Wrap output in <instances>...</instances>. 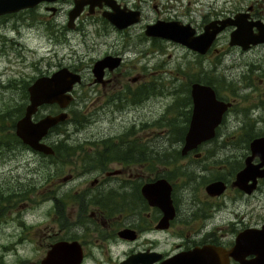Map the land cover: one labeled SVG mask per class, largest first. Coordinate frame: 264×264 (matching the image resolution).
I'll return each mask as SVG.
<instances>
[{
	"label": "flooded vegetation",
	"instance_id": "obj_1",
	"mask_svg": "<svg viewBox=\"0 0 264 264\" xmlns=\"http://www.w3.org/2000/svg\"><path fill=\"white\" fill-rule=\"evenodd\" d=\"M263 1L188 0L176 10L169 0H40L1 12L0 51L8 60L23 58L22 49H13V44L22 47L17 39L22 28L57 24L54 18L61 12L65 27L84 32L93 25L103 40L89 44L83 58L55 68L67 67L80 76L66 91L68 103L44 102L32 116L36 121L67 114L40 139L53 152L35 149L16 133L36 77L26 86L22 113L5 124L7 136L0 135V264H264ZM7 2L0 0V9ZM192 2L199 5L192 8ZM71 11L77 14L70 20ZM159 20L189 25V36L211 42L199 51L148 34L147 25ZM114 31L116 40L108 42ZM99 43L108 50L97 52ZM169 46L184 49L193 62L184 55L167 79L160 76L161 64L149 63L165 53L170 57ZM253 49L263 53L248 62L243 56ZM106 56L112 61L97 69ZM204 59L219 72L203 73ZM193 64L196 72L187 74ZM228 64L254 65L260 71L247 68L242 77L229 78ZM158 75L160 85L172 89L167 94L176 115L159 143L147 132L140 149L135 125L141 102L155 95ZM194 84L209 85L215 99L228 105L220 116L210 117L213 103L209 96L203 99L207 108L199 126L208 127L212 117L219 121L213 136L185 150ZM80 95L87 107L85 125L72 117ZM98 110L126 113L116 120L128 123L105 133L93 120ZM82 129L84 136L78 132ZM50 249L54 255L49 258Z\"/></svg>",
	"mask_w": 264,
	"mask_h": 264
},
{
	"label": "rangeland",
	"instance_id": "obj_2",
	"mask_svg": "<svg viewBox=\"0 0 264 264\" xmlns=\"http://www.w3.org/2000/svg\"><path fill=\"white\" fill-rule=\"evenodd\" d=\"M169 1L175 3L177 5L175 9L178 10L182 7H186V2L188 0H181L182 5H179V2L176 0ZM256 3H259V1ZM198 5V2H192L191 7L196 8ZM42 12L45 14L44 9ZM16 19L17 16L12 17L13 21ZM54 20H57V24L51 22L48 26L41 25L38 28L21 29V34L17 35V39L20 41L22 47L13 44V49H15V51H20V49H22L23 58H18L22 60L17 62L18 59L8 60L5 56L3 58V53L0 51V135L7 136L5 124L9 122L12 123L13 120L22 113V109L28 98L26 86L35 77L43 73H50L62 63L72 64L75 58L84 57V52L89 44L103 40L101 36L93 31V25H87L84 30L86 33L79 29L65 27L66 15L63 12L58 14ZM5 31L9 33L7 29H5ZM11 35L16 36L14 29ZM112 35L113 36L108 39V42L116 40L117 33L114 31ZM106 50H108V47L101 43L96 47L97 52ZM166 51L171 53L170 57L165 53L160 57H156L155 60L152 59L149 63L150 66H153V64H161L164 67L165 70L162 72L163 74L160 75L162 77L170 79V73H176L177 69L181 67V64L184 62V60H181L184 55L187 57V60H190L191 63L193 62V56L190 54L186 55L184 49L180 47L173 48L169 46ZM262 53V50L253 49L243 57L247 59L248 62L252 60L257 61L260 60L259 56ZM203 61V73L211 74L219 72L213 69L214 65L207 63V60L204 59ZM234 66L235 65L230 66L229 64L224 66L226 68L225 74L229 78H239L247 68H251L252 72L260 71V69L254 65L248 67L245 65ZM192 68H194L193 71ZM195 68L194 64L191 67L187 66V74H194L196 72ZM245 76L249 75L246 74ZM234 83L237 82L233 81V84ZM253 83L257 85L255 80H253ZM154 87H156V92L152 100L144 104L141 102L140 118L138 124L135 125L138 133L134 137V141L139 143L140 149L142 148L141 145L144 146L142 142H147V140H144L145 133L147 132H150L152 137L157 138L155 142L159 143L161 137L166 136L169 131L170 120L176 115V109L169 105L171 96L167 94L172 89L169 86L160 85L159 75L154 80ZM178 87H184V85ZM174 107L176 108V106ZM74 108L76 113L73 114L72 117L78 122H82L81 125H85L88 119H86L87 107L83 95L76 97ZM3 115H6V117H3ZM36 116L38 115L36 114ZM124 116H126V113L116 112L113 116L108 112L98 110L97 113L94 114L93 120L96 122L97 126L101 127L100 129L103 132L115 133L118 130L120 131L122 126L128 123L126 120L122 122L116 120ZM106 120L115 121L108 123ZM164 128H166L165 133L162 134ZM225 130L226 129H222L221 131ZM78 132L82 133L81 135L83 136L87 133L85 129ZM21 172L24 173V171Z\"/></svg>",
	"mask_w": 264,
	"mask_h": 264
},
{
	"label": "water",
	"instance_id": "obj_3",
	"mask_svg": "<svg viewBox=\"0 0 264 264\" xmlns=\"http://www.w3.org/2000/svg\"><path fill=\"white\" fill-rule=\"evenodd\" d=\"M40 0H8V5L0 9V13L9 10H16L21 7H27L37 3ZM9 2L10 5H9ZM78 11V10H77ZM70 20L77 13L70 12ZM189 25L180 24L177 21H157L154 24L147 25L146 32L148 34H156L171 38L175 41L183 43L190 48L195 50L204 51L211 42V39L203 40L201 36L191 37L188 35L187 30ZM112 60L109 57H105L99 60L95 67L97 69L110 63ZM80 76L78 73L70 71L67 67H61L50 75H40L28 86L29 91V102L26 105L24 114L16 122V133L26 143L30 144L37 150L45 153L53 152L52 148L42 142L40 139L46 134L48 128L55 123L64 120L67 114L61 111L57 114H47L44 117L34 121L32 119L33 114L37 111L39 105L44 102H58L61 106H65L69 101V96L66 91L71 87V84L79 80ZM192 94L194 97L193 116L191 119L189 130L186 134V143L184 149L195 146L200 140L211 137L214 135V126L218 123L219 118L209 119L208 127L199 126L201 112L207 108V103L203 101L206 96H209L213 107L208 109L211 111V115L217 113L221 115L222 111L227 107L228 103L215 99L214 92L209 85L205 84H194L192 88ZM263 138L256 139L255 143H259ZM216 183L211 184L215 185ZM73 245V243L71 244ZM48 257L54 255V249H50L47 253ZM178 264V263H177Z\"/></svg>",
	"mask_w": 264,
	"mask_h": 264
}]
</instances>
